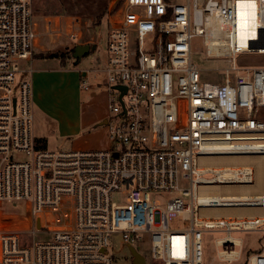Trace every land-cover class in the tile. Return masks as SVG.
<instances>
[{"label": "built area", "instance_id": "1", "mask_svg": "<svg viewBox=\"0 0 264 264\" xmlns=\"http://www.w3.org/2000/svg\"><path fill=\"white\" fill-rule=\"evenodd\" d=\"M109 8L119 19L102 64L82 72L80 87L107 86L113 147L49 151L33 136V70L24 67L38 39L32 0H0V202L29 203L35 222L29 242L0 229V264H114V235L147 247L151 264H207L213 234L221 235L213 240L219 262L264 264V243L247 247L237 236L264 242L256 165L202 162L264 158V66L237 60L264 55V0H110ZM197 37L208 58L229 64L222 83L201 82ZM14 151L29 160L15 162Z\"/></svg>", "mask_w": 264, "mask_h": 264}, {"label": "rangeland", "instance_id": "2", "mask_svg": "<svg viewBox=\"0 0 264 264\" xmlns=\"http://www.w3.org/2000/svg\"><path fill=\"white\" fill-rule=\"evenodd\" d=\"M59 1V2H58ZM110 0H32L33 22L37 21L36 16L44 11L55 10L59 3L62 9L79 15L83 21L84 39L80 43L92 40L89 45H98L95 52L84 57L79 64V70L89 69L96 66L100 55L106 53L107 34L109 30L116 26L115 19H119V12L115 9L110 11ZM174 3L183 4L187 0H171ZM65 6V7H63ZM114 19V20H113ZM86 44H79L84 46ZM238 62L250 68L264 66V55L259 53H244L237 57ZM192 61L201 69V82L222 83L224 81L225 69L229 64L222 59L208 58L203 39L197 37L192 41ZM84 70V69H83ZM71 94L59 97L60 108L59 118L64 125L67 134H62L59 128L46 121L33 108L35 121L33 125L34 136L39 140V147L49 151H75V150H108L113 147V142L109 138L106 124L96 119L97 114H103L105 118L110 117L108 108L109 96L108 88L105 84H93L90 90L72 87ZM96 91V97H92V92ZM180 123L176 128L183 129L187 124V105L181 100L177 102ZM264 120V110L261 114ZM81 124H80V123ZM11 157L15 162L29 160L27 153L12 152ZM256 165V164H255ZM257 168V166H256ZM258 170V168H257ZM259 179V178H258ZM259 182L262 180L259 179ZM158 199L164 200L163 195H156ZM35 227L31 206L26 202H0V229L18 234L24 241H31L30 234ZM220 234H213L205 238V255L207 264H227L217 260V250L213 246V240L220 237ZM243 238L247 247L259 248L261 243L259 234L237 235ZM49 237L43 234L36 236V241L45 242ZM151 264L150 253L147 247L135 246ZM110 254L114 258V264H134V257L131 247L125 245L121 235H114L109 248Z\"/></svg>", "mask_w": 264, "mask_h": 264}, {"label": "crops", "instance_id": "3", "mask_svg": "<svg viewBox=\"0 0 264 264\" xmlns=\"http://www.w3.org/2000/svg\"><path fill=\"white\" fill-rule=\"evenodd\" d=\"M36 18L38 20L34 21V24L38 39L35 42L34 57L31 64L24 63V67L28 68L30 66L33 70L30 75L33 85V108L46 121L55 124L62 134L68 135L64 131L65 127L61 123L58 114V109L60 108L59 97L70 95L72 87L81 89L80 80L82 72L86 69L82 68L79 70V64L83 59L78 65H75L74 59L63 63L60 59L48 58L45 54L79 46V44L89 45L97 36L94 33L91 37L92 40L84 43L75 44L71 41L68 37L71 32H75L84 39L83 21L79 15H74L65 11L64 8L62 9L61 3L55 10L41 12ZM104 57L105 53L99 56L95 67L102 64ZM92 97H96V91L92 92ZM33 116L35 121L34 111ZM95 118L102 121L103 124L107 122V118L103 114H97ZM34 139L36 143L39 141L35 136Z\"/></svg>", "mask_w": 264, "mask_h": 264}, {"label": "bare ground", "instance_id": "4", "mask_svg": "<svg viewBox=\"0 0 264 264\" xmlns=\"http://www.w3.org/2000/svg\"><path fill=\"white\" fill-rule=\"evenodd\" d=\"M262 156H219L214 158H204L202 162L209 161L217 166H222L225 164L228 165H235V166H242V165H251L256 164L257 170V177L263 181L264 179V162ZM248 188H242L240 193L247 195L249 191Z\"/></svg>", "mask_w": 264, "mask_h": 264}, {"label": "water", "instance_id": "5", "mask_svg": "<svg viewBox=\"0 0 264 264\" xmlns=\"http://www.w3.org/2000/svg\"><path fill=\"white\" fill-rule=\"evenodd\" d=\"M96 50L97 45L75 46L72 54L74 64L78 65L84 57L88 56L92 52H95ZM36 225L38 229L41 228L40 219H37ZM131 249L133 252L134 264H146L145 258L135 248L131 247Z\"/></svg>", "mask_w": 264, "mask_h": 264}, {"label": "trees", "instance_id": "6", "mask_svg": "<svg viewBox=\"0 0 264 264\" xmlns=\"http://www.w3.org/2000/svg\"><path fill=\"white\" fill-rule=\"evenodd\" d=\"M74 47L72 48H66L64 50H60L57 52H49L46 53L45 56L48 58H58L60 59L63 63H65L67 60H71L72 54H73ZM39 143V141H38Z\"/></svg>", "mask_w": 264, "mask_h": 264}]
</instances>
